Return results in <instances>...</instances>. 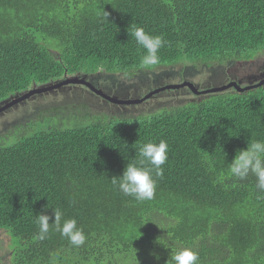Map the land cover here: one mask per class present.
Instances as JSON below:
<instances>
[{"label": "trees", "instance_id": "trees-1", "mask_svg": "<svg viewBox=\"0 0 264 264\" xmlns=\"http://www.w3.org/2000/svg\"><path fill=\"white\" fill-rule=\"evenodd\" d=\"M132 26L164 38L156 65L141 66L146 50ZM260 49L264 0H0V102L71 77L94 86L152 78L150 93L177 72L198 85L206 64L236 65ZM78 85L61 89L95 94ZM171 90L135 116L111 115L124 109L100 95L95 114L75 99L23 109L0 135V229L13 241L11 264H49L53 252L58 264H167L180 246L197 252L198 264H264V192L254 176H228L237 151L264 140V85L192 98ZM161 140L168 159L162 176L153 173L154 198L124 195L111 178L138 159L140 145ZM53 209L77 220L82 246L54 227L36 238V215L54 220Z\"/></svg>", "mask_w": 264, "mask_h": 264}, {"label": "clouds", "instance_id": "clouds-1", "mask_svg": "<svg viewBox=\"0 0 264 264\" xmlns=\"http://www.w3.org/2000/svg\"><path fill=\"white\" fill-rule=\"evenodd\" d=\"M129 35L134 37L136 43L146 50L141 58V66L150 68L159 62L158 51L164 45V38L160 35H152L143 27L132 26ZM264 49L248 59L257 63ZM249 61L238 62L240 64ZM218 87V86H214ZM137 160L128 162L122 176L112 177L113 185L126 196H131L137 201L151 200L155 195L156 176L163 175L162 166L168 159V144L161 140L159 143L148 142L140 145L136 150ZM256 179L255 188L264 192V140H250L246 149L237 151L231 163H228V176L237 180H246L249 176ZM54 220L44 212L36 215V224L39 228L38 240H44L54 227L61 236L67 238L72 246L79 247L85 243V234L82 227L78 226L76 219H63V213L59 209H53ZM50 220H52L50 225ZM170 258L167 264H198L199 256L191 247L180 246L170 249ZM14 252V249H13ZM57 253H50L49 264H58Z\"/></svg>", "mask_w": 264, "mask_h": 264}, {"label": "rangeland", "instance_id": "rangeland-1", "mask_svg": "<svg viewBox=\"0 0 264 264\" xmlns=\"http://www.w3.org/2000/svg\"><path fill=\"white\" fill-rule=\"evenodd\" d=\"M263 55V52H261L259 54V57ZM216 64V63H213ZM211 63L206 64L205 70H204V74L203 76L200 78L201 82L196 79V83H200L198 84L199 87L204 88V87H212L215 86L217 84L222 83L223 81V75H222V70L224 68H232V66H230L231 64H227V66H224V64L222 65H213ZM249 65L252 66L254 65L252 62L249 61ZM191 66V65H189ZM177 67V66H176ZM182 66H178V68H181ZM177 69V68H176ZM190 73L195 72L194 70H190ZM246 74L250 77H256L257 74L255 72H250V71H245ZM173 75V74H172ZM185 76V74L183 75ZM182 76V78H183ZM190 78V74L188 75ZM180 78V75H178V73H175V76L172 77V79L170 80L172 84H178L180 80H178ZM109 79V80H108ZM108 79L106 80L107 83H109V85L111 83L116 84L117 88L114 89L111 87V85L109 86L106 82H102L101 86L102 88L111 93L113 96L121 98V99H127V98H139L141 96H143L144 93H146L148 90H150L153 85H155L156 87V80L154 79L151 80L152 78H146V80H142L138 83H129V82H135L136 80H126L123 78V80L121 81V83L125 84V85H121L118 82H116L113 78L108 77ZM112 81V82H111ZM167 81V79L165 80ZM56 83V82H55ZM54 83V84H55ZM129 83V84H128ZM80 85L75 84L74 88H79V89H84L79 87ZM41 87V86H38ZM69 87H66L62 90H54L49 92H42V93H37L34 94L32 96H30L29 98H26L24 101L19 102L16 106H13L11 108L6 109L5 111L0 113V135H5L6 130L11 129V124H14L13 122L17 121V122H21L24 114L27 113V109L28 107H32L34 109L39 108V110H44L46 109V106L48 104H61V103H67L70 102L71 100L69 99H75L76 101H80L83 100V102H86L87 104H89L91 106L92 109V113L94 111H97L98 109H100V105L103 104L104 102L101 100L100 97H98L99 95L96 96V94H92L91 92L86 91L85 93L81 92V94H70L69 91ZM189 89V88H188ZM190 90V89H189ZM49 92V93H48ZM43 94V95H42ZM185 94V92L183 93ZM38 95V97H37ZM36 96V98L34 97ZM181 96H183L181 94ZM190 98L192 97H196L195 95L191 94L189 96ZM14 98V95L11 98H7L5 99V101L3 103L0 102V106H2L3 104L11 101ZM156 101H160L157 100V98L155 99L153 104H150L149 106L154 107L156 104ZM176 104V103H174ZM119 108L124 109V111H112L110 110V114L111 115H120V116H127L129 114V116H135V115H141L145 114V113H150L153 110L150 111H146L145 108H149V106H144V105H138V106H128L126 107V105H117ZM27 108L25 110H23L24 108ZM116 107V106H115ZM23 110V111H22ZM144 111V112H143ZM95 114V113H93ZM30 116V115H29ZM9 127V128H8ZM8 128V129H7ZM13 254V241L11 240V236L9 234L8 231L4 230V229H0V264H11V256Z\"/></svg>", "mask_w": 264, "mask_h": 264}, {"label": "water", "instance_id": "water-1", "mask_svg": "<svg viewBox=\"0 0 264 264\" xmlns=\"http://www.w3.org/2000/svg\"><path fill=\"white\" fill-rule=\"evenodd\" d=\"M74 83V84H83L85 86H87L88 88H90L91 90H93L97 95L102 96L103 98L109 100L112 103H117V104H138L141 103L143 100H146L148 98H150L152 95L157 94L160 91L163 90H169V89H179V88H184V87H189L191 89L192 92H194L197 95L200 94H208V93H213V92H218V91H223V90H227L230 88H234L236 91H247L250 90L252 88H256L258 86L264 85V80H262L261 82H259L258 84H248L245 86H242L240 84H238L237 82H231V83H227L218 87H211V88H207V89H203V90H199L197 88V86H195L194 83L190 82V81H183L182 83H178V84H169V85H165L162 87H159L157 89H154L153 91H151L150 93H148L146 96H144L143 98L140 99H118L115 96L109 95L108 93L104 92L102 89L94 86L93 84H91L90 82L86 81L85 79H79L78 77H74V78H69L67 80H60L58 82H56L55 84L51 83L47 86H41V87H33L31 89H29L27 92L21 93V94H15L14 98L3 104L2 106H0V113L5 111L6 109L10 108L13 105H16L19 102H22L23 100H25L26 98H29L30 96L37 94V93H42V92H47V91H51L53 89L56 88H60L62 85L67 84V83ZM3 103V102H1Z\"/></svg>", "mask_w": 264, "mask_h": 264}, {"label": "flooded vegetation", "instance_id": "flooded-vegetation-1", "mask_svg": "<svg viewBox=\"0 0 264 264\" xmlns=\"http://www.w3.org/2000/svg\"><path fill=\"white\" fill-rule=\"evenodd\" d=\"M236 63V65H234V64H231L230 66H232V68H224L223 70H222V75H223V81H222V83H220V84H217V85H215V86H221V85H224V84H227V83H231V82H237L238 84H240V85H242V86H245V85H248V84H253V85H255V84H258L259 82H261L262 80H264V55H262L261 56V59H259V61L257 62V63H253L254 65H252V66H250V65H245V64H238V62H235ZM229 65V64H228ZM224 66H227V64H224ZM245 71H250V72H255L256 74H257V76L256 77H252V76H248L247 74H246V72ZM183 78H185L184 76H183ZM191 79V78H190ZM60 80H62V79H60ZM59 80V81H60ZM192 80V79H191ZM183 81H186V80H183ZM182 81V82H183ZM193 82H196V80H192ZM58 82V81H57ZM182 82H179V83H182ZM91 84H92V82H90ZM102 82L101 81H99L98 82V84L97 85H95V86H97L98 88H100V89H102L104 92H106V93H109V92H107V91H105L103 88H102V86L100 85ZM169 84H172L171 83V81L170 82H168V83H165L164 85H162V86H165V85H169ZM195 84V83H194ZM197 84H195V86H196ZM110 86V85H109ZM162 86H159V87H162ZM87 87V86H86ZM212 87H214V86H212ZM66 88V87H65ZM112 88H114V89H116V85H113L112 84ZM189 87H184V88H180V89H183L184 91H186L187 90V93L188 94H193V95H195V96H201V95H203V94H200V95H197V94H195L194 92H192L191 91V89L189 90L188 89ZM197 88L199 89V90H203V89H207V87H204V88H201V87H199L198 85H197ZM209 88H211V87H209ZM56 89H58V88H56ZM56 89H53L54 90V92H55V90ZM60 89H61V87H60ZM64 89V88H63ZM231 89H233V90H235L234 88H230V89H228V90H231ZM53 90H51V91H53ZM62 90V89H61ZM170 91H172L171 89H169ZM168 90V91H169ZM89 91V90H88ZM92 91V90H91ZM153 91V90H152ZM164 91H166V90H163V91H160V92H158L157 94H159V93H162V92H164ZM93 92V91H92ZM149 93V92H148ZM148 93H146L144 96H146ZM96 94V93H95ZM109 94H111V93H109ZM157 94H154V95H157ZM43 95V94H42ZM112 95V94H111ZM154 95H152L150 98H148V99H146V100H143L141 103H138V104H117V103H114L115 104V106L117 107V108H119L117 105H126V107H128V106H138V105H144V106H149L150 104H153L154 103V101H155V99H156V97L154 96ZM96 96H97V94H96ZM113 96V95H112ZM144 96H141V97H139V98H127L126 100H128V99H140V98H143ZM34 97V96H33ZM37 97H38V95H37ZM98 97H100V96H98ZM34 98H36V96L34 97ZM118 98V97H117ZM118 99H121V98H118ZM102 100V99H101ZM103 101V100H102ZM159 102L158 101H156V104L155 105H157ZM163 106H165V105H162V107ZM125 109V108H124ZM146 110H152L153 109V107H151V106H149V108H145Z\"/></svg>", "mask_w": 264, "mask_h": 264}]
</instances>
